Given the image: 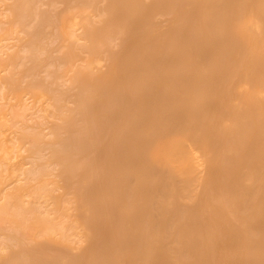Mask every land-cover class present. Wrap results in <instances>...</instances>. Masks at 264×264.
<instances>
[{"label": "bare ground", "instance_id": "6f19581e", "mask_svg": "<svg viewBox=\"0 0 264 264\" xmlns=\"http://www.w3.org/2000/svg\"><path fill=\"white\" fill-rule=\"evenodd\" d=\"M0 264H264V0H0Z\"/></svg>", "mask_w": 264, "mask_h": 264}, {"label": "rangeland", "instance_id": "374dc122", "mask_svg": "<svg viewBox=\"0 0 264 264\" xmlns=\"http://www.w3.org/2000/svg\"><path fill=\"white\" fill-rule=\"evenodd\" d=\"M33 111H34V110H33ZM30 117H31V118H34L35 116H34V117L30 116ZM31 118H30V119H31ZM31 120H32V119H31ZM31 120H30V121H31ZM34 120H35V118H34ZM34 120H33V121H34Z\"/></svg>", "mask_w": 264, "mask_h": 264}]
</instances>
